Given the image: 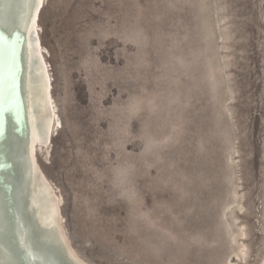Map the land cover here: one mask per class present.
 <instances>
[{"label": "rangeland", "instance_id": "obj_1", "mask_svg": "<svg viewBox=\"0 0 264 264\" xmlns=\"http://www.w3.org/2000/svg\"><path fill=\"white\" fill-rule=\"evenodd\" d=\"M38 23L62 127L36 159L77 253L258 264L264 0H46Z\"/></svg>", "mask_w": 264, "mask_h": 264}, {"label": "water", "instance_id": "obj_2", "mask_svg": "<svg viewBox=\"0 0 264 264\" xmlns=\"http://www.w3.org/2000/svg\"><path fill=\"white\" fill-rule=\"evenodd\" d=\"M36 1L0 0V145L17 164L6 161L0 164V169L8 175L7 182L0 180L5 204L0 208V216L9 224L0 227V237L19 245L25 264H81L66 250L57 232L48 189L42 180L34 178L26 34ZM33 88L32 97L38 102L40 84L36 80ZM14 175L19 176L15 182L11 177ZM15 194L19 200L14 199ZM5 247V243L0 244V255ZM8 263L12 264V260Z\"/></svg>", "mask_w": 264, "mask_h": 264}, {"label": "bare ground", "instance_id": "obj_3", "mask_svg": "<svg viewBox=\"0 0 264 264\" xmlns=\"http://www.w3.org/2000/svg\"><path fill=\"white\" fill-rule=\"evenodd\" d=\"M46 3V0H37L34 11L30 17V24L26 34V75L27 86L32 91L29 94V113L32 116L34 134L31 137L30 152L34 162V178L40 179L49 191V200L53 204L54 208V220L56 223V229L59 236L66 244V250L72 253L77 262L81 264H92L84 259L77 251L72 247L67 234L61 225V211L59 205V198L56 187L47 178L43 170L37 163L36 150L40 146L42 148H49L52 142V137L59 127H62V122L57 115L55 105L52 104V77L50 75L47 62L45 60V51L39 35V15ZM35 80L40 84V94L38 102L32 97L35 89ZM33 88V89H32ZM4 120V119H3ZM2 161H6L9 164L13 163L10 155L0 145V164ZM16 166V163H13ZM12 181L15 182L19 179L18 175L11 176ZM0 180L7 182L8 175L0 169ZM36 180V181H37ZM15 200H19V196L15 194L13 196ZM4 197L0 193V208L4 207ZM0 227H9V224L0 216ZM235 235V234H234ZM234 239V238H233ZM6 244V247L1 251L0 264H9L8 260H12V264H25V259L21 252V248L16 242H10V240L0 237V244ZM241 251V250H240ZM258 264H264V253L259 258Z\"/></svg>", "mask_w": 264, "mask_h": 264}, {"label": "snow or ice", "instance_id": "obj_4", "mask_svg": "<svg viewBox=\"0 0 264 264\" xmlns=\"http://www.w3.org/2000/svg\"><path fill=\"white\" fill-rule=\"evenodd\" d=\"M0 39H2V37H0Z\"/></svg>", "mask_w": 264, "mask_h": 264}]
</instances>
